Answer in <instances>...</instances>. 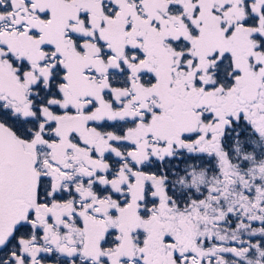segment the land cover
I'll return each mask as SVG.
<instances>
[{
	"label": "snow or ice",
	"instance_id": "obj_1",
	"mask_svg": "<svg viewBox=\"0 0 264 264\" xmlns=\"http://www.w3.org/2000/svg\"><path fill=\"white\" fill-rule=\"evenodd\" d=\"M0 264H264V0H0Z\"/></svg>",
	"mask_w": 264,
	"mask_h": 264
}]
</instances>
